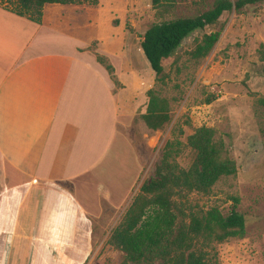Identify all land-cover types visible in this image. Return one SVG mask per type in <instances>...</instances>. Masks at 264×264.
I'll list each match as a JSON object with an SVG mask.
<instances>
[{
    "label": "rangeland",
    "instance_id": "374dc122",
    "mask_svg": "<svg viewBox=\"0 0 264 264\" xmlns=\"http://www.w3.org/2000/svg\"><path fill=\"white\" fill-rule=\"evenodd\" d=\"M213 3L176 0L168 8L154 7L152 0H99L97 6L67 5L73 11L63 16L77 29L73 32L79 41L102 34L111 43L109 27L113 23L115 35H126V56L114 60L119 73L113 68L108 74L117 98V133L106 167L109 173L101 179L112 196L104 199L101 182L92 176L62 184L90 212L91 235L83 264H121L123 254L107 244L110 232L141 184L153 178L167 141L180 143L177 163L183 169L189 167L193 154L186 139L200 127L215 131L216 140L224 144L227 157L236 165V174L220 179L208 194L184 193L177 202L187 212L217 208L227 215L232 199L238 198L237 211L246 220L245 236L216 245V260L219 264H264V105L258 103L264 100V63L258 55L259 46H264V3L224 13L214 27L186 38L163 64L169 75L164 86L155 82L140 48V38L152 24L196 16ZM0 6L11 10L14 0H0ZM93 17L99 19V28L88 27L87 20ZM219 31L211 53L193 61L189 52L194 40ZM96 43H91V52ZM151 89L170 106L169 121L156 132L147 129L141 119L148 102L146 93ZM211 97L215 100L207 104Z\"/></svg>",
    "mask_w": 264,
    "mask_h": 264
},
{
    "label": "crops",
    "instance_id": "0c3cea01",
    "mask_svg": "<svg viewBox=\"0 0 264 264\" xmlns=\"http://www.w3.org/2000/svg\"><path fill=\"white\" fill-rule=\"evenodd\" d=\"M70 11L45 5L38 25L0 6V264H83L90 212L62 184L92 176L112 196L101 177L117 98L96 55L118 74L126 35L111 25V43L102 34L81 42Z\"/></svg>",
    "mask_w": 264,
    "mask_h": 264
},
{
    "label": "trees",
    "instance_id": "16d2710c",
    "mask_svg": "<svg viewBox=\"0 0 264 264\" xmlns=\"http://www.w3.org/2000/svg\"><path fill=\"white\" fill-rule=\"evenodd\" d=\"M176 0H152L154 7H170ZM97 6L98 0H14L13 14L35 24H41L45 5ZM264 0H214L213 6L196 16L182 17L149 26L141 37L140 48L155 82L164 86L169 75L164 62L169 61L182 42L196 31L214 27L224 13L240 12ZM8 10V9H7ZM116 27L115 23L112 24ZM219 32L204 34L194 40L190 58L198 62L207 57L220 38ZM264 63V46L258 49ZM97 62L112 74L107 60L96 55ZM175 61H173V64ZM148 102L141 119L147 129L158 131L169 121V102L154 89L147 91ZM214 97L207 101L210 104ZM264 105V100H259ZM215 131L200 127L186 139V147L193 154L187 169L177 163L180 143L169 140L162 149L154 176L143 182L138 193L124 212L120 222L110 232L107 244L123 254L121 264H219L215 246L230 239L245 236L246 220L237 211L238 198L227 215L217 208L187 212L177 202L184 193L208 194L222 178L234 176L236 165L230 160L224 144L217 141Z\"/></svg>",
    "mask_w": 264,
    "mask_h": 264
}]
</instances>
